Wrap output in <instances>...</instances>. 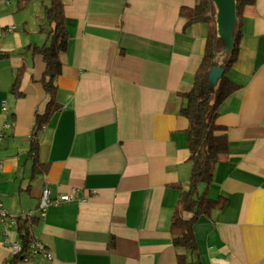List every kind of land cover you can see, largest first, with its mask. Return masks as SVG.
<instances>
[{
	"label": "crops",
	"instance_id": "crops-1",
	"mask_svg": "<svg viewBox=\"0 0 264 264\" xmlns=\"http://www.w3.org/2000/svg\"><path fill=\"white\" fill-rule=\"evenodd\" d=\"M17 2L0 0V129L11 123L0 139V200L13 215L33 211L30 234L52 258L14 264H177L170 221L191 166L179 92L193 82L208 29L185 25L180 8L196 0H61L68 46L56 78L60 108L36 132L37 167L34 114L48 95L32 46L47 41L51 25L48 2ZM240 32L227 72L239 88L217 116L228 155L206 188L223 205L193 227L197 264H264V0L243 7ZM227 54L220 46L217 62ZM20 67L23 95L15 97ZM43 187L53 198L74 189V199L41 214ZM12 258L0 242V264Z\"/></svg>",
	"mask_w": 264,
	"mask_h": 264
},
{
	"label": "trees",
	"instance_id": "trees-1",
	"mask_svg": "<svg viewBox=\"0 0 264 264\" xmlns=\"http://www.w3.org/2000/svg\"><path fill=\"white\" fill-rule=\"evenodd\" d=\"M29 0H18L17 8L25 6ZM253 0H235V32L233 43L228 56L220 63L224 69L216 85L211 88L207 82L210 68L218 64L216 54L220 45L217 34L216 13L214 0H196L192 8L181 7L180 15L186 20L185 25L203 21L208 25L204 51L198 64L191 86L179 96L182 103L179 112L187 120L186 144L189 150L190 175L187 187L179 193L177 203L170 221V235L172 244L178 249L177 264H197L194 257H198L194 225L201 218H209L214 209L223 205V200L213 199L206 194V188L212 180L214 166L226 159L228 145L225 128L217 122L218 108L223 100L239 88L227 74L237 58L240 42V22L242 9ZM44 15L51 25L48 39L42 45H33V52L41 55L44 71L40 83L48 99L43 112H35L31 141V151L34 157V167H37V139L36 132L40 130L50 115L60 108L56 102V78L61 70L62 56L68 46V34L65 27L64 13L61 0H48L44 6ZM5 56L0 53V57ZM23 67H20L12 82L10 92L15 97H21L20 79ZM17 232L26 248L33 239L30 227L35 217L18 216ZM111 246L114 245L112 241ZM23 259L21 255L13 256L10 264Z\"/></svg>",
	"mask_w": 264,
	"mask_h": 264
},
{
	"label": "built area",
	"instance_id": "built-area-1",
	"mask_svg": "<svg viewBox=\"0 0 264 264\" xmlns=\"http://www.w3.org/2000/svg\"><path fill=\"white\" fill-rule=\"evenodd\" d=\"M13 28V27H10ZM2 109L6 111L5 102H2ZM11 128V123L9 121H4L0 129V139L6 135V131ZM2 168V162L0 161V169ZM74 199V189L68 192L60 193L55 198L50 194L48 187H43L39 202V210L43 214L46 207L50 204H56L62 201H71ZM33 211H29L23 217H31ZM18 216L11 214L8 209L4 206L3 202L0 200V242L6 244L10 250L11 256L21 255L23 259H28L30 257H36L38 255L45 256L47 259H51V254L45 249L44 244L41 240L33 238L28 246L24 248L23 243L17 238L10 237V232L14 231L17 233L18 227Z\"/></svg>",
	"mask_w": 264,
	"mask_h": 264
},
{
	"label": "water",
	"instance_id": "water-1",
	"mask_svg": "<svg viewBox=\"0 0 264 264\" xmlns=\"http://www.w3.org/2000/svg\"><path fill=\"white\" fill-rule=\"evenodd\" d=\"M214 2L217 7L216 22L217 34L220 39V45L222 49L228 51L229 54L233 43L236 25L234 11L235 0H214ZM221 41H223V45L221 44ZM223 70L224 69L221 67L220 63L213 65L210 68L207 76V82L209 87L213 88L216 85L218 79L223 73Z\"/></svg>",
	"mask_w": 264,
	"mask_h": 264
},
{
	"label": "rangeland",
	"instance_id": "rangeland-1",
	"mask_svg": "<svg viewBox=\"0 0 264 264\" xmlns=\"http://www.w3.org/2000/svg\"><path fill=\"white\" fill-rule=\"evenodd\" d=\"M38 1H41V0H35V3H38ZM45 2H48V0H45ZM221 44L223 45V41H221Z\"/></svg>",
	"mask_w": 264,
	"mask_h": 264
}]
</instances>
